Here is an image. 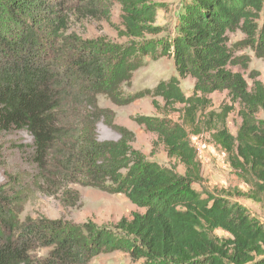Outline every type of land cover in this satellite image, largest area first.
<instances>
[{
    "label": "trees",
    "instance_id": "16d2710c",
    "mask_svg": "<svg viewBox=\"0 0 264 264\" xmlns=\"http://www.w3.org/2000/svg\"><path fill=\"white\" fill-rule=\"evenodd\" d=\"M115 1L123 44L69 33L75 10L82 17L97 15L90 1L82 2L93 7L89 12L71 8L72 0H0V130L32 136L39 191L52 184L51 194L75 207L81 196L68 186L82 184L122 194L144 213L121 219L111 230L91 222L23 220L30 189L8 180L0 187V264H91L118 251L144 264H264V224L231 199L264 202V83L253 72L249 88L244 75L233 71L248 70L250 59L237 56L245 49L264 61V0H188L165 42L156 25L158 0ZM238 32L245 39L232 45L230 37ZM149 56L171 58L179 78L147 91L162 100L154 107L164 118L136 121L185 167L183 176L147 162L132 148L134 135L99 108L100 95L116 105L144 98H126L123 87L132 86ZM188 78L195 82L190 97L180 84ZM225 92L229 102L210 111L211 95ZM234 113L241 120L236 135L228 127ZM171 114H178L177 122ZM101 121L120 134L118 142L98 140ZM204 135L226 154L249 193L202 189L191 138ZM218 231L229 239H220Z\"/></svg>",
    "mask_w": 264,
    "mask_h": 264
},
{
    "label": "rangeland",
    "instance_id": "374dc122",
    "mask_svg": "<svg viewBox=\"0 0 264 264\" xmlns=\"http://www.w3.org/2000/svg\"><path fill=\"white\" fill-rule=\"evenodd\" d=\"M97 7L98 12L94 17H85L79 15L75 9L92 11L90 3L82 4L84 0H72L71 8L75 10L71 15L69 33L76 35L86 41L105 40L114 44L125 43L118 34L122 29L121 8L115 0H87ZM188 0H158L157 26L163 33L161 39L163 42L171 39L175 32V24L179 18L182 5ZM86 2V0H85ZM97 11V10H96ZM68 13V11H67ZM103 13H109L107 17ZM109 18V20H108ZM231 44L245 39L240 32L231 35ZM237 56H245L250 59L248 70L233 68V71H240L249 88L253 86V80L250 79L251 73L259 75L258 80L264 83V61L255 57L250 49L242 50ZM145 65L134 73L131 87H123L126 98L144 95V98L134 100L127 104L116 105L105 96L98 97L99 108L110 111L113 117V123L116 126L127 129L134 135L132 148L140 153L147 162H155L163 167L174 169L179 175L185 174V167L176 159H171L163 145L158 143L156 134L149 132L144 126L137 123L136 119L140 117L164 118L158 114L154 107V101L163 105L161 99H154L147 96V91H152L162 81H168L172 78H179L174 63L169 57L158 56L152 59L151 56L145 59ZM181 89L186 96L193 94L194 80L188 78L180 80ZM213 106L210 111H217L221 105L228 103L227 93H215L210 97ZM181 109L182 107H178ZM239 109L238 107L236 108ZM178 114L169 115V119L178 121ZM241 120L237 113L231 114L228 118V127L232 134L236 135ZM97 127L98 140L118 142L121 139L120 134L106 125L103 121L99 122ZM191 143L197 149V157L202 165L203 183L202 189L217 193L219 191H235L237 193H249L250 188L239 179L233 172L227 156L220 149L212 144L208 135L203 137H192ZM201 144V145H200ZM33 138L25 130H12L3 132L0 130V187L8 180H20L22 186L30 189V198L25 207L22 219L31 217L39 219L45 217L50 220H61L68 225H84L93 223L100 228L111 230L114 225L123 218L131 219L136 213L143 214L144 210L133 205L124 195L112 194L102 191L95 187H89L82 184L69 185L68 189L80 194L81 201L75 207H67L63 203L62 197L53 196L52 184H44L42 192L35 188L34 182L40 172L36 166L32 165L31 156ZM199 145V146H198ZM198 146V147H197ZM42 182V180H41ZM53 184L55 180H52ZM196 189H200L198 185ZM246 208L248 213L264 224V202L257 203L249 198L234 197L231 198ZM217 236L222 240L229 239V236L218 231ZM46 250L42 251V255ZM91 264H144L143 260L134 261L128 253L109 252L103 253L91 261Z\"/></svg>",
    "mask_w": 264,
    "mask_h": 264
},
{
    "label": "built area",
    "instance_id": "2783aa9c",
    "mask_svg": "<svg viewBox=\"0 0 264 264\" xmlns=\"http://www.w3.org/2000/svg\"><path fill=\"white\" fill-rule=\"evenodd\" d=\"M200 145H201V144H200ZM198 146H199V145H198ZM198 146H197V147H198ZM196 150H197V149H196Z\"/></svg>",
    "mask_w": 264,
    "mask_h": 264
}]
</instances>
